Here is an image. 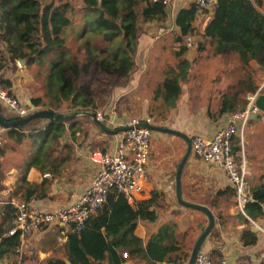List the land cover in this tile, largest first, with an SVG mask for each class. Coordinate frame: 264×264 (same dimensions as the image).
Returning a JSON list of instances; mask_svg holds the SVG:
<instances>
[{"label": "crops", "instance_id": "0c3cea01", "mask_svg": "<svg viewBox=\"0 0 264 264\" xmlns=\"http://www.w3.org/2000/svg\"><path fill=\"white\" fill-rule=\"evenodd\" d=\"M260 1L261 6H255L264 15V2ZM216 3L208 9L198 8L191 34L194 35L195 41L192 47L187 46L189 53L192 52L189 49L197 45V55L195 59L179 57V60L185 59L189 62V70L186 80L181 81L182 94L176 103L166 101L162 90L164 80L174 68L167 66L173 64L168 63L167 58L168 54L176 57L180 51V45L175 41L177 29L174 25L179 11L195 4L192 0H176L167 7L166 22L139 24L142 27V34L135 56L137 71L129 83L133 93L130 94L128 91V82L120 79V83L107 96L106 102L98 103L96 92L94 95L96 114L106 107L107 101L110 104L105 108V112H101L105 113L107 119L114 114L113 122L110 120L103 122L109 129L122 128L130 119L128 117L130 111L137 109V106L136 109L133 106L142 102L140 121L180 131L192 139L196 135L211 137L220 127L226 125L230 115L246 109L247 96L256 95L264 88L262 80L264 71L255 60L245 62L239 52L218 50L217 42L204 36L213 18ZM82 39L81 36L79 40H74L70 46L75 47ZM175 59L177 60V57ZM15 64L10 61L6 63L0 71V83L9 82L11 86L7 88L27 106L28 115L38 110H52L49 106L46 108L30 106L32 100L36 98H41L49 105L48 95L47 93L45 96L40 95L36 90L33 79L27 76L26 62L20 63L24 65L21 68ZM153 64L155 68L152 69ZM194 67L197 69L196 72L193 71ZM43 68L48 71L46 67ZM249 71L252 75H248ZM99 74V71L94 72V89ZM251 86L254 89L252 91L248 90ZM141 88L142 94L134 92ZM52 111L70 113L81 110L70 103H64L60 111ZM9 115L15 116L16 119L24 118L15 114ZM69 123H64L67 132L60 141V152L56 157L57 168L54 172L48 173L31 166L39 150V143L34 148L29 138L17 143L8 139L7 130L0 127V225L5 220L6 201H25L22 193L17 194L15 191L22 184V179L41 185L46 192L45 197L32 199L39 210L54 211L71 205L90 186L101 168V165L93 160V154L114 152L123 133L108 135L94 126L95 124L86 121L77 122L72 126ZM152 133L153 142L155 140L159 143V149L161 143L168 145L173 140H178V137L171 134ZM170 137L173 139H169ZM236 143L241 147L240 151H234L236 162L251 196L252 189L264 182V113L249 119ZM181 159L177 163V158L168 148L165 147V154L162 155L161 151L157 152L155 143H151L149 162L141 183L142 191L135 197V202L148 199L152 192L157 191L164 193L166 206L158 211L159 217L155 223L138 221L135 235L144 243L162 226L175 223L178 240L184 243L186 249L192 250L200 232L208 224L203 214L182 207L176 200L175 176ZM182 190L187 201L208 207L215 216L216 225L206 239L203 250L209 251L215 260H225L227 264L253 262L264 264V216L251 218L244 207H239L235 190L218 166L205 163L192 153L183 171ZM12 224L14 226V220ZM246 231H251L256 237L255 245L248 247L244 245ZM64 244L65 242L60 241L57 229L44 227L26 237L18 249L17 257H11L5 264H43V261L50 257L69 262L61 252L57 253ZM123 264L147 263L135 258L128 259Z\"/></svg>", "mask_w": 264, "mask_h": 264}, {"label": "trees", "instance_id": "16d2710c", "mask_svg": "<svg viewBox=\"0 0 264 264\" xmlns=\"http://www.w3.org/2000/svg\"><path fill=\"white\" fill-rule=\"evenodd\" d=\"M255 5L260 7L261 1L217 0L204 36L216 41L218 50L239 52L245 62L255 60L264 71V15ZM197 11L198 7L191 5L181 9L176 17L175 41L180 45L177 58L188 51L186 39L193 32ZM167 18V7L151 0H0V71L8 61L15 64L25 60L28 65L46 67L49 105L36 98L32 100L35 108L49 106L60 111L64 103H70L81 111L97 113L94 72L129 83L137 71L135 56L142 34L140 25L142 22L164 23ZM79 19L87 22L81 35L83 39L71 47L74 40L65 31ZM188 63L185 59L180 61L178 69L173 68L164 80L162 90L166 101L176 103L180 98L181 81L187 78ZM50 64L53 67H49ZM248 75L252 73L249 71ZM0 86L9 88L11 85L2 81ZM248 90L254 89L251 86ZM0 111L6 121L16 119L1 105ZM82 121L94 125L88 116L68 123L72 126ZM6 132L8 139L17 143L26 138L32 140L33 148L39 143L31 166L44 173L54 172L60 141L67 132L64 123L34 119ZM240 150L236 143L234 151ZM22 181L15 191L22 193L25 201L46 196L41 185ZM261 204H264V182L252 189L244 209L248 216L256 218L263 215ZM165 206L162 192L154 191L150 198L132 204L113 192L90 216L82 231L68 235L57 253L61 252L71 264H123L135 258L147 264H186L191 250L178 240L175 223L162 226L146 243L135 235L138 221L155 223L158 211ZM15 212L14 207L5 206V220L0 225V264L17 257L22 243L19 234L5 236L13 228ZM243 239L246 247L257 242L251 231H246ZM43 264L66 263L61 258L50 257Z\"/></svg>", "mask_w": 264, "mask_h": 264}, {"label": "built area", "instance_id": "2783aa9c", "mask_svg": "<svg viewBox=\"0 0 264 264\" xmlns=\"http://www.w3.org/2000/svg\"><path fill=\"white\" fill-rule=\"evenodd\" d=\"M175 1L151 0L153 3H161L166 7L171 6ZM192 1L201 10L208 9L217 2V0ZM186 42L188 47H192L191 37H187ZM16 63L19 64V61ZM263 91L264 88L256 95L247 96L246 109L230 115L226 125L220 127L211 137L196 135L192 139L193 156L205 163L218 166L224 172L227 181L235 190L239 207H244L251 196L236 162L234 147L250 115L260 112L254 103L256 96ZM0 105L8 114L25 117L29 113L27 106L22 104L7 87L0 86ZM97 118L101 122L115 120L114 114L107 119L101 112L97 114ZM140 122L142 121L139 119H129L122 125L130 129L122 133L114 152L93 154V160L99 163L101 168L90 186L71 205L54 211H41L33 200L6 201L4 204L14 207L16 212L14 226L5 236L19 234L23 241L44 227L54 228L59 231L60 241L64 243L70 233L82 231L90 216L108 201L113 192L122 195L129 203H134L135 197L142 191L141 183L149 162L153 134L149 129L138 128ZM261 211L264 216V204L261 205ZM196 264H227V262L215 260L209 251L201 249Z\"/></svg>", "mask_w": 264, "mask_h": 264}, {"label": "water", "instance_id": "95a60500", "mask_svg": "<svg viewBox=\"0 0 264 264\" xmlns=\"http://www.w3.org/2000/svg\"><path fill=\"white\" fill-rule=\"evenodd\" d=\"M101 2V0H99ZM25 60H21V64H25ZM264 81V77L262 78ZM255 106L259 109V113H252L250 115V119L257 117L260 113H264V91L262 93H259L256 96L255 99ZM30 106L34 108L33 105ZM78 116H88L92 119L93 123L95 126L101 130L102 132L108 134V135H118L122 132L127 131L130 129V127H122L119 129L111 130L109 129L103 122H101L97 118V114L92 111H73L70 113H58L54 112L52 110L44 109V110H38L27 117L24 118H19V119H14L12 121H6L4 117L2 116V113L0 111V127L4 130H8L11 128H17V127H23L27 125L29 122H31L34 119H45L51 122H60V123H67L73 121L75 118ZM138 128H146L151 130L152 132H162V133H167L171 134L173 136L179 137L183 139L186 143V151L178 165L177 171H176V176H175V195H176V200L179 205L186 209H190L193 211H197L201 214H203L207 220L208 224L206 227L203 228V230L200 232L197 240L195 241L193 248L190 253V257L188 260V264H196V259L197 256L202 249L206 239L209 237L211 232L213 231L215 225H216V219L213 214V212L206 206L196 204L189 202L185 199L183 195V190H182V175L183 171L185 169V165L188 161V159L192 155V149H193V140L190 138L188 135L185 133H182L180 131H176L167 127H161L157 125H153L150 123H145V122H140L137 126ZM66 264H70L68 261H66Z\"/></svg>", "mask_w": 264, "mask_h": 264}, {"label": "rangeland", "instance_id": "374dc122", "mask_svg": "<svg viewBox=\"0 0 264 264\" xmlns=\"http://www.w3.org/2000/svg\"><path fill=\"white\" fill-rule=\"evenodd\" d=\"M86 24H87L86 20H84V19L80 20L79 19V20L75 21L72 28L70 30L68 29L67 31H65V33L67 34L68 37H71L73 40H75V41L79 40L83 31L85 30ZM191 39L193 40V42L195 41L194 35H191ZM198 41H199V39L196 40L195 44H197ZM71 43H73V42H71ZM189 50L192 51L193 53L187 52L183 57H185V58L189 57L190 59H195V57L197 55V50H198L197 45L195 48H190ZM168 56H167L168 57L167 62L168 63L172 62L173 64L172 65L168 64L167 66H173L175 69L176 68L178 69L177 64L181 61V60H179V57L176 60L175 59L176 57H174V55L170 56V54H168ZM15 65H17V67H19V68L24 66V65H20V63L15 64ZM49 67H53V64H50ZM153 68H155L154 64L152 65V69ZM188 70H189V68H188ZM196 70H197L196 67H194L193 71L196 72ZM47 72L48 71L45 68L40 67L39 65H37L35 63L29 64L27 67V73H28L27 76H30L33 79V82L36 84V90H38L40 92V95H44V96L47 93V84L49 82V81H47ZM96 78H97L95 81L96 100L98 101V103H100L101 101L106 102L107 96H109L112 93V91L114 90L116 85L118 83H120V81L118 79H115V78H112L109 76H105L102 74H99ZM46 82H47V84H46ZM131 89H132V87H130V84H129L128 91L130 94L133 93V91ZM134 92H137L138 94H142V88L137 89V91L135 90ZM108 105H110V104H108V101H107L106 107H108ZM117 105H118V103H117ZM136 106H137V109H136ZM105 108H102V110H100L99 112H105V110H106ZM133 108L136 110L130 111L128 117L130 119L131 118L132 119H142V102L133 106ZM4 110L6 111L5 108H4ZM247 134H248V131L246 129L245 135H247ZM161 136L162 135H160V137ZM166 136H168V135H166ZM169 139H173V138L170 137ZM177 139L178 140L175 139V140H173L172 143H170L168 145H164L161 143L160 149L158 147V145H159L158 142H156L155 140L153 142V139H152V143H155V145L157 147V152L161 151L162 155L165 154V147L168 148L170 150L171 154L175 155V158H177V163H178L180 158H182V156L184 155V152L186 149V144H185V142H183V140L181 138L178 137ZM243 156L244 155L242 153V157Z\"/></svg>", "mask_w": 264, "mask_h": 264}]
</instances>
